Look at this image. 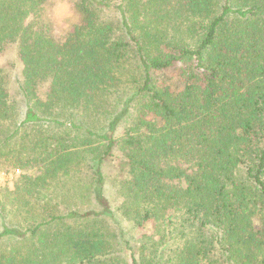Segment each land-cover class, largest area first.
Here are the masks:
<instances>
[{"label":"trees","instance_id":"obj_1","mask_svg":"<svg viewBox=\"0 0 264 264\" xmlns=\"http://www.w3.org/2000/svg\"><path fill=\"white\" fill-rule=\"evenodd\" d=\"M55 1L0 0V264H264V0ZM51 181L78 205L11 224Z\"/></svg>","mask_w":264,"mask_h":264},{"label":"rangeland","instance_id":"obj_2","mask_svg":"<svg viewBox=\"0 0 264 264\" xmlns=\"http://www.w3.org/2000/svg\"><path fill=\"white\" fill-rule=\"evenodd\" d=\"M74 2L72 0H58L53 2L51 5L49 16L53 22L54 32L55 35L59 36L62 35L64 31L70 28V24L73 20L74 16ZM14 63V68H11V63ZM0 64L6 65L7 69L9 67L8 78L10 82L14 81L16 75H18V63L16 62V55L11 47L4 49L0 53ZM12 89V96L18 97V94ZM116 160L109 163L104 171L106 175V195L110 199L111 206L114 208L119 205L120 198L117 195V188H116V178L118 176V167L116 164ZM16 169H19V172H15ZM24 172V169L19 165H11V164H1L0 165V190H7L9 192L15 189V185L19 183V178L21 173ZM29 172V170L27 171ZM53 187L60 189V187L55 186V184L51 181L46 184V186L39 189L35 194H33L32 200L35 199L40 206H43V203L46 202V207L49 210L44 212L43 210L40 211V206H37L38 209L35 210L33 213H24L16 208V206H11V224L18 225L22 229L34 226L37 222H39L41 217L49 218L48 213L51 211H58L61 212L63 208L77 206L78 202L74 200V192H68L69 197L65 196L64 200L61 202L60 197L57 196L56 193L53 191ZM11 194V193H10ZM13 199V194H11ZM14 200V199H13ZM15 202V201H14ZM122 228L127 231V235L130 239L133 240L134 246L137 241L138 245H140L141 240L143 241L144 238L142 237V233H152L153 229L147 230H137L133 228L128 220H121ZM136 241V242H135ZM141 246V245H140ZM138 246L137 250L140 248ZM127 258V257H126Z\"/></svg>","mask_w":264,"mask_h":264},{"label":"built area","instance_id":"obj_3","mask_svg":"<svg viewBox=\"0 0 264 264\" xmlns=\"http://www.w3.org/2000/svg\"><path fill=\"white\" fill-rule=\"evenodd\" d=\"M15 172H17V173H18V172H19V169H16V170H15Z\"/></svg>","mask_w":264,"mask_h":264}]
</instances>
